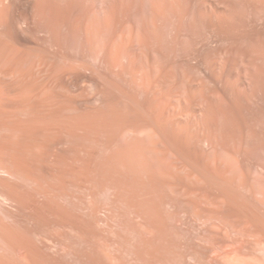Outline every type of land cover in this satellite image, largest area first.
Returning a JSON list of instances; mask_svg holds the SVG:
<instances>
[{"label": "rangeland", "instance_id": "rangeland-1", "mask_svg": "<svg viewBox=\"0 0 264 264\" xmlns=\"http://www.w3.org/2000/svg\"><path fill=\"white\" fill-rule=\"evenodd\" d=\"M175 1L132 68L12 13L0 264H264V0Z\"/></svg>", "mask_w": 264, "mask_h": 264}, {"label": "bare ground", "instance_id": "bare-ground-1", "mask_svg": "<svg viewBox=\"0 0 264 264\" xmlns=\"http://www.w3.org/2000/svg\"><path fill=\"white\" fill-rule=\"evenodd\" d=\"M130 1L132 2L133 0H124V1L123 0H0V36H2V35H5V37L8 36V34L10 32L8 30L10 29L11 18H12L11 16L13 15L12 13L13 12H22V13L29 14L30 18L32 19L31 22H33V24H34V27L36 26L37 29L39 28L41 30V32L44 33V35L51 40V42H52L51 45L57 51H59L63 48L62 47L63 43H64L63 40L66 39V41H68L71 46H73L75 48H80L83 50L86 49L89 52V54H91V56L95 60H98L99 62H103V64L105 63V64H107V66H108V63H109V66H110V63H111V65L114 66L115 62H117V64H118V62L120 61V59L123 56H127L126 58H127L128 63H126V66H127V64H128V66L131 65V68H132V65H134V64L136 65V62H138L135 59L137 57H139V56H134L135 57V59H134L133 54L134 55H140L139 53L136 54V51L134 53L135 46L137 45V47H138V44H139L140 50L143 49V51H144L145 49L142 47H143V45L144 46L146 45L145 47H146V49H148V47H147L148 43L152 39L155 38V37H152L151 33H153L156 30L153 31L152 28L154 29V27L157 25V21H159L161 18H164L163 16H164L165 12H167V10L170 13L175 11V8H176L175 5L176 4L174 5L172 3L173 0L172 1L171 0H148L149 1L148 4L150 5V8H151L150 11L152 12V15L149 16L151 18V21H150V18H149L150 22L148 21V23H147V20H146V23L143 22L144 24L142 23V20H141V22L139 21L140 23H142L144 25L143 26L141 24L142 30H140V31H143V32H141V36H142L141 37L140 33L138 32L139 28H137V23H136L137 21L135 22L136 23L135 26L138 29L137 33L139 35H137V33L134 31L128 32V33L132 32L128 36H127V34H125V32L127 33V31H125L127 29L126 24H128V22L126 21V18H128L130 16L129 15V12L131 11L130 8L131 7L133 8V5H132L133 3L130 4L129 3ZM177 1H175V2L177 3ZM122 2L123 3L125 2L124 3L125 5L122 4ZM123 5L124 6H126V5L131 6L132 5V6L131 7H127V6L124 7ZM149 5H148V7H149ZM140 7H136L135 11L138 12ZM151 12H149V13L151 14ZM175 12H173L171 14H175ZM131 13H132V11H131ZM138 16H136V17L138 18ZM166 16H167V14H166ZM175 17H177V15L173 16V18H175ZM135 19L136 18L133 17V20H135ZM140 19L141 18H139L138 20H140ZM132 22H134V21H132ZM162 23H165V21ZM30 24H32V23H30ZM25 25H26V23H25ZM129 25H131V24H129ZM160 25H163V24H161V22H160ZM133 27H134V25H133ZM24 28H25V26H24ZM151 30L153 32H151ZM1 31L3 33H6V34H3ZM157 32H158V30H157ZM1 33H2V35H1ZM154 33L156 34V32H154ZM154 33H153V36H154ZM157 37L158 36H156L155 39H157ZM0 38L3 39V37H0ZM12 38H13V36H12ZM150 38H152V39H150ZM155 39L153 41H155ZM158 39L155 42L158 43L159 42ZM149 45L151 46L152 42L149 43ZM5 50H7V48H4V51ZM9 50H11V49H8L7 51L10 52ZM72 50H73V48H72ZM137 50L139 51V48ZM4 51H3V53H4ZM14 51H16V49ZM130 51H132L133 53L130 54ZM152 51H153V49H152ZM16 52H15V54H17ZM10 53H8V54H10ZM8 54L5 56V58H3V61H2L6 65L13 66V64H20V63L25 61L24 58H22V56L21 57L19 56L20 55L19 53H18L19 57L17 55H15L14 57H8L11 55V54L10 55H8ZM143 55H145V54L143 53ZM145 56H141V57L143 58ZM147 57H148V55H147ZM147 57H146V59H148ZM119 64H121V63H119ZM141 64L143 65V63H141ZM122 65H125V64L123 63ZM148 65H146V66H148ZM151 66L152 65L150 64L149 67H151ZM61 69H63V68H61ZM138 69H139V67H138ZM124 70H126V69L124 68ZM56 72H57V70H56ZM120 72H121V70H120ZM9 73L13 74V72H9ZM51 73H53V72H51ZM51 73H49V74H51ZM57 73H59V72H57ZM15 74H13V75H15ZM135 76L136 75H134L133 78ZM141 77H143V76H141ZM12 78H14V77L12 76ZM156 78H157V76H156ZM150 79H153V78H150ZM143 81H145V80H143ZM153 81H155V80H152V82ZM156 81H155V83H156ZM150 82L148 80V84ZM43 85L45 86V83ZM145 86H144V88H145ZM40 88H42V87H40ZM154 88H156V87H154ZM52 92H53V90H52Z\"/></svg>", "mask_w": 264, "mask_h": 264}]
</instances>
